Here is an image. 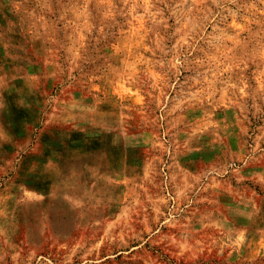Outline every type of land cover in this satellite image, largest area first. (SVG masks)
Here are the masks:
<instances>
[{"label": "rangeland", "instance_id": "1", "mask_svg": "<svg viewBox=\"0 0 264 264\" xmlns=\"http://www.w3.org/2000/svg\"><path fill=\"white\" fill-rule=\"evenodd\" d=\"M0 264H264V0H0Z\"/></svg>", "mask_w": 264, "mask_h": 264}]
</instances>
